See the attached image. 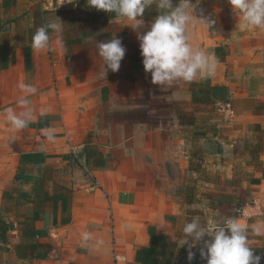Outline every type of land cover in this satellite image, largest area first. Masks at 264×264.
Here are the masks:
<instances>
[{"label": "crops", "instance_id": "1", "mask_svg": "<svg viewBox=\"0 0 264 264\" xmlns=\"http://www.w3.org/2000/svg\"><path fill=\"white\" fill-rule=\"evenodd\" d=\"M190 2V43L214 57L215 73L160 88L144 71L133 21L87 0H0V221L12 225L0 264H135L148 226L173 261L188 253L179 244L187 222L210 229L228 217L248 229L264 264V235L252 231L264 225V29L243 27L230 0ZM157 15L147 8L139 31ZM50 22L62 24V44L50 32V49L35 51L33 35ZM114 36L126 53L104 77L96 45ZM20 83L38 91L33 119L16 131L5 114L23 110ZM208 85L220 87L215 98L193 101L191 89ZM32 229L45 234L26 235ZM201 246L192 251L206 264Z\"/></svg>", "mask_w": 264, "mask_h": 264}, {"label": "clouds", "instance_id": "2", "mask_svg": "<svg viewBox=\"0 0 264 264\" xmlns=\"http://www.w3.org/2000/svg\"><path fill=\"white\" fill-rule=\"evenodd\" d=\"M75 3V0H64ZM199 0H197V3ZM233 9L239 13L238 19L243 27L264 29V0H230ZM155 4L158 15L151 22L147 31L143 19L145 10ZM87 5L98 11L116 14V17L133 21L131 28L137 31L142 64L146 74H151V83L162 87H171L175 82H192L198 76H212L216 70V60L200 47L190 43L188 28L193 20L195 5L190 0H87ZM208 28L214 20L201 18ZM50 32L57 33V45L62 44V24L50 22L37 28L32 37V48L35 51L48 50L51 47ZM98 55L103 59L102 75L105 77L110 70L117 72L121 66L126 49L122 41L115 36L107 42L97 43ZM23 95L17 105L23 109L16 112L8 109L5 114L6 123L10 128L20 131L33 119L29 97L37 93V88L30 83L18 85ZM47 112L41 109L40 115ZM54 129H45L44 134L49 141H54ZM256 235H264V225L252 229ZM184 238L180 247L188 246V260L196 255L192 251L202 242L199 254L206 264H260L261 257L254 255L249 246L248 229L235 217L226 218L222 224L213 228L203 226L198 218H193L183 227ZM210 237V239H205ZM92 239L88 232L82 234V242ZM97 246L103 244L96 241Z\"/></svg>", "mask_w": 264, "mask_h": 264}, {"label": "trees", "instance_id": "3", "mask_svg": "<svg viewBox=\"0 0 264 264\" xmlns=\"http://www.w3.org/2000/svg\"><path fill=\"white\" fill-rule=\"evenodd\" d=\"M220 87L208 85L207 88L198 87L192 88L191 94L193 101L195 102H211L216 94L217 90ZM70 204V196L62 197V210L67 209ZM39 210L37 215H34L33 218H38L40 212ZM68 219H64V222H68ZM55 223V221H54ZM12 229V225L5 223L4 221H0V242H4L6 240L7 232ZM33 235H44L45 232L40 230H30L26 232L28 236ZM148 234L151 239V243L149 246L142 247L137 250L135 257V264H169L172 259V255L169 254L168 250L170 249V244L167 242L165 236L161 233H158L155 227L148 226ZM38 257H44L43 254H37Z\"/></svg>", "mask_w": 264, "mask_h": 264}, {"label": "water", "instance_id": "4", "mask_svg": "<svg viewBox=\"0 0 264 264\" xmlns=\"http://www.w3.org/2000/svg\"><path fill=\"white\" fill-rule=\"evenodd\" d=\"M111 14H112V16L116 15L114 12H112ZM84 153H85V149L84 148L78 149V151H76V156L83 163L85 162V155H84ZM181 264H197V261L194 258L192 261L187 260L186 262H181Z\"/></svg>", "mask_w": 264, "mask_h": 264}, {"label": "rangeland", "instance_id": "5", "mask_svg": "<svg viewBox=\"0 0 264 264\" xmlns=\"http://www.w3.org/2000/svg\"><path fill=\"white\" fill-rule=\"evenodd\" d=\"M184 255H181L180 256V258H176V260H173V261H171V263L170 264H181V259H183L184 258V256H188V253H187V251H185L184 253H183Z\"/></svg>", "mask_w": 264, "mask_h": 264}]
</instances>
